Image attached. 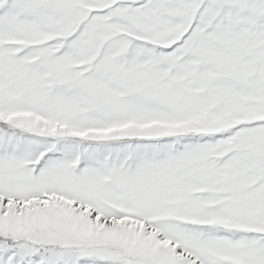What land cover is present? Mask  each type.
I'll use <instances>...</instances> for the list:
<instances>
[{
	"label": "snow or ice",
	"instance_id": "6c2138e0",
	"mask_svg": "<svg viewBox=\"0 0 264 264\" xmlns=\"http://www.w3.org/2000/svg\"><path fill=\"white\" fill-rule=\"evenodd\" d=\"M0 264H264V0H0Z\"/></svg>",
	"mask_w": 264,
	"mask_h": 264
}]
</instances>
